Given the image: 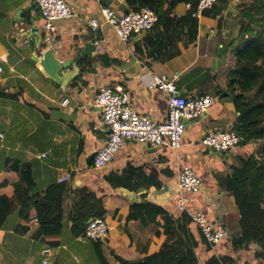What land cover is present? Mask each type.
<instances>
[{
    "label": "crops",
    "instance_id": "0c3cea01",
    "mask_svg": "<svg viewBox=\"0 0 264 264\" xmlns=\"http://www.w3.org/2000/svg\"><path fill=\"white\" fill-rule=\"evenodd\" d=\"M65 1L72 17L58 24L50 46L54 56L72 55L71 47L82 37L97 46L90 58L79 63L81 73L63 88L32 59L40 56L43 36V18L34 0H0V91L8 95H0V162L4 165L9 160L4 166L7 172L8 166L33 161L38 189L64 176L67 179L62 182L68 185L62 200L63 244L55 249L42 244L35 237L37 222L19 218L15 228H0L1 262L3 255L23 248L12 253L23 264H54L56 260L59 264H96L76 241L83 238L84 226L69 220L83 188L102 197L100 217L109 228L102 242L107 264H120L117 256L132 262L158 252L168 241L170 218L180 222L175 207L177 171L186 165L200 178L208 196L185 193L190 207L202 210L228 235L215 247L199 242V263L229 255L236 264H256L259 260L253 252L232 246V240L241 235L240 215L226 189L233 168L241 166L252 147L241 144L224 154L203 146L207 131L232 129L238 115L227 84L236 67L235 50L244 44L239 36L240 11L254 0H222L198 17L186 7L187 2H177L150 30L132 35L126 43L104 21L100 6L123 13L134 10L132 0ZM164 1L163 9L168 4ZM92 18L98 21L95 30L89 23ZM154 74L172 80L181 96L211 95L212 104L186 124L177 151L167 145L151 149L127 140L105 166L93 167V157L107 136L93 104L98 88L108 85L127 92L138 113L162 122L167 118V93L149 86ZM135 203H152L166 213L143 225L127 219Z\"/></svg>",
    "mask_w": 264,
    "mask_h": 264
},
{
    "label": "trees",
    "instance_id": "16d2710c",
    "mask_svg": "<svg viewBox=\"0 0 264 264\" xmlns=\"http://www.w3.org/2000/svg\"><path fill=\"white\" fill-rule=\"evenodd\" d=\"M182 1L190 0H167L165 9L164 0H132V4L136 11L142 7L153 9L159 19L160 15H168L173 6ZM194 8L195 4L190 10ZM239 36L244 44L235 50L236 67L230 73L227 85L238 112L232 129L241 137L240 145L250 144L252 151L242 159L241 166L233 168L227 180L226 189L233 195L240 215L241 235L232 240V246L253 252L254 259L264 264V0H254L240 11ZM251 94L255 95L250 98ZM0 95L8 96L2 91ZM13 95L16 96L15 93ZM9 163L8 159L4 165L0 162V228H15L19 218L36 221L35 237L37 235L40 242L50 248L60 247L66 231L62 223V200L68 185L54 180L43 189H38L33 175V161L18 162L15 166L6 167L9 171L5 172L4 166ZM40 193L43 195L40 196ZM79 194L76 211H70L69 220L72 224L85 226L89 218L101 216L104 207L102 197H97L95 193L83 188ZM165 213L158 205L135 203L130 205L127 219L140 220L147 225L154 222L156 216ZM179 213V224L170 218L166 229L168 241L158 252L132 262L117 256V261L120 264H200L196 248L199 242L208 244L196 226L192 229L190 218L185 213ZM9 218H13L12 223L8 222ZM76 241L86 247L96 264H107L101 241L93 242L84 237ZM21 251L23 248L3 255L5 260H0V264H23L12 256V253ZM54 264H59V261ZM203 264L236 262L229 255H218L209 257Z\"/></svg>",
    "mask_w": 264,
    "mask_h": 264
},
{
    "label": "built area",
    "instance_id": "2783aa9c",
    "mask_svg": "<svg viewBox=\"0 0 264 264\" xmlns=\"http://www.w3.org/2000/svg\"><path fill=\"white\" fill-rule=\"evenodd\" d=\"M220 1L222 0H190L186 7L190 9L195 4L192 15L198 17L203 10ZM34 3L43 18L41 55L54 43L59 22L72 17V10L65 0H34ZM100 13L124 43L132 35L150 30L158 21L157 13L148 7L118 13L109 6H100ZM89 23L94 30L98 27L96 18L90 19ZM149 86L167 93V118L162 122L138 113L127 92L117 91L108 85L98 88L93 104L99 110L107 136L93 157V167L105 166L127 140H134L151 149L167 145L177 151L186 131V122L203 115L213 101L209 94L191 97L179 95L173 81L165 75H152ZM240 141L241 137L233 129L209 130L203 137V146L209 151L227 154L236 149ZM66 179L67 176H64L58 182ZM177 182L176 209L190 218L210 247H215L228 236L226 230L211 223L202 210L191 208L185 196V193L199 192L202 185L200 178L191 167L181 165L177 171ZM108 229L104 217L94 216L87 220L82 236L93 242H103Z\"/></svg>",
    "mask_w": 264,
    "mask_h": 264
},
{
    "label": "water",
    "instance_id": "95a60500",
    "mask_svg": "<svg viewBox=\"0 0 264 264\" xmlns=\"http://www.w3.org/2000/svg\"><path fill=\"white\" fill-rule=\"evenodd\" d=\"M96 46V42L85 41L82 37L71 47L72 55L70 53L66 59L56 58L51 47L46 48L40 56L34 55L32 59L38 63L51 79L65 88L75 76L81 73L79 63L90 58ZM70 67L71 69H69ZM199 192H202L208 199L202 185L200 186ZM208 201L212 203L211 200Z\"/></svg>",
    "mask_w": 264,
    "mask_h": 264
},
{
    "label": "rangeland",
    "instance_id": "374dc122",
    "mask_svg": "<svg viewBox=\"0 0 264 264\" xmlns=\"http://www.w3.org/2000/svg\"><path fill=\"white\" fill-rule=\"evenodd\" d=\"M260 65H263V63H260ZM254 146H256L255 144H254ZM256 264H263L261 261H258Z\"/></svg>",
    "mask_w": 264,
    "mask_h": 264
}]
</instances>
